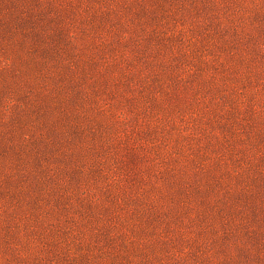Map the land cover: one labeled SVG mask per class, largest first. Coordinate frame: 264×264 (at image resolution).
<instances>
[{
	"label": "rangeland",
	"instance_id": "374dc122",
	"mask_svg": "<svg viewBox=\"0 0 264 264\" xmlns=\"http://www.w3.org/2000/svg\"><path fill=\"white\" fill-rule=\"evenodd\" d=\"M0 264H264V0H0Z\"/></svg>",
	"mask_w": 264,
	"mask_h": 264
}]
</instances>
